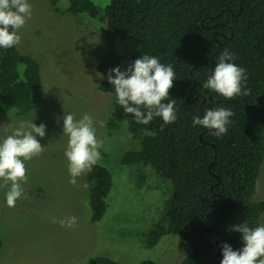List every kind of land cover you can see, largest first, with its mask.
I'll list each match as a JSON object with an SVG mask.
<instances>
[{"label":"trees","instance_id":"16d2710c","mask_svg":"<svg viewBox=\"0 0 264 264\" xmlns=\"http://www.w3.org/2000/svg\"><path fill=\"white\" fill-rule=\"evenodd\" d=\"M60 1L51 0L57 12ZM66 2V12L99 16L94 0ZM103 12V52L96 73L98 90L111 101L107 135L125 127L135 147L121 155V164L155 172L172 187L143 244L152 249L164 236H180L191 249L180 264H220L223 243L233 250L244 246L241 233L229 229L244 222L256 227L264 214V201L253 199L264 163V0H111ZM129 42L136 47L122 54V44ZM224 49L235 53L232 62L246 69L249 95L228 100L203 87ZM143 54L174 68L168 98L176 99L174 123L165 126L159 117L148 125L136 123L116 102L109 71L117 66L124 71ZM44 91L40 66L32 56L17 46L0 49V113L22 117L36 110ZM216 107L234 112L220 138L192 123L194 116L202 118L206 109ZM86 183L89 221L95 224L107 211L111 172L96 164ZM2 246L0 238V250ZM94 263L117 264L106 257Z\"/></svg>","mask_w":264,"mask_h":264},{"label":"rangeland","instance_id":"374dc122","mask_svg":"<svg viewBox=\"0 0 264 264\" xmlns=\"http://www.w3.org/2000/svg\"><path fill=\"white\" fill-rule=\"evenodd\" d=\"M94 1L100 8L96 19L66 12V0L59 2L60 12L54 10L51 0H28L32 18L20 29L17 47L38 62L44 101L22 117L0 113V141L21 123H43L46 134L37 139L45 151L26 162L28 180L22 186L27 199L9 208L6 189H1L0 264H95L99 257L117 264H180L191 253L189 242L175 235L164 236L152 249L143 244L144 233L160 219L172 187L155 172H138L121 164V155L135 147L125 127L112 137L107 135L111 101L98 90L96 64L103 52V9L111 0ZM134 47L129 42L120 50L127 55ZM65 112L76 119L84 114L93 117L97 139L103 142L97 165L107 167L112 175L106 214L95 224L89 221L87 173L77 178L75 186L69 183ZM253 199L264 201V163ZM65 216L77 217L76 227L52 223L53 217L59 220ZM260 224H264V214Z\"/></svg>","mask_w":264,"mask_h":264},{"label":"clouds","instance_id":"9594fccd","mask_svg":"<svg viewBox=\"0 0 264 264\" xmlns=\"http://www.w3.org/2000/svg\"><path fill=\"white\" fill-rule=\"evenodd\" d=\"M31 18L32 5L28 0H0V49L19 45L21 36L18 33ZM234 60L235 53L224 49L203 87L228 100L249 95L247 71L233 63ZM107 80L115 89L116 102L126 114L134 116L136 123L148 125L154 117H159L166 126L177 120L176 99H168L176 80L171 64L165 65L157 56L143 54L124 71L119 66L111 69ZM233 116L230 108L216 107L206 109L202 118L194 116L192 123L220 138L227 134ZM62 120L63 135L68 137L64 156L68 161L69 183L75 186L77 178L91 172L102 159L99 149L103 142L97 139L94 119L90 115L84 114L81 119H76L72 113L65 112ZM45 134L43 123L37 126L29 121L21 123L11 135L0 141V189H6L9 208L15 207L18 200L28 198L22 186L28 180L26 162L44 153L45 147L37 136L43 138ZM52 223L71 229L76 227L78 219L75 216L59 220L53 217ZM229 230L241 233L244 246L233 250L231 245L223 243L220 264H264V224L250 227L244 222Z\"/></svg>","mask_w":264,"mask_h":264}]
</instances>
